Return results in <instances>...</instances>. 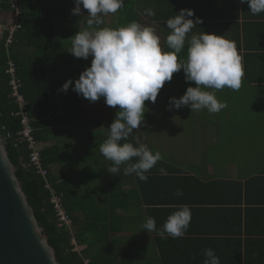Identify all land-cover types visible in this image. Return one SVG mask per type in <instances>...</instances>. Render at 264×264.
I'll use <instances>...</instances> for the list:
<instances>
[{"label": "crops", "instance_id": "crops-1", "mask_svg": "<svg viewBox=\"0 0 264 264\" xmlns=\"http://www.w3.org/2000/svg\"><path fill=\"white\" fill-rule=\"evenodd\" d=\"M44 7H50L47 11L51 16L55 9L64 8L57 11L60 12L57 16L65 21L68 46L71 45V37L87 27L89 16L86 9L81 16L72 13L74 0H40V20L47 18L41 22L50 26ZM181 9H193L191 18L202 21L194 26L189 38L208 32L223 35L235 43L244 73L241 88L233 91L225 87L216 91L217 98L227 105L218 113H209L207 109L192 112L190 106L170 109L171 97L179 98L189 86H196L194 82L185 81L181 69L173 74V79L160 91L155 103L145 102L147 108L143 123L150 127L146 140L151 141L154 150L162 156L185 167L184 174L239 182L243 184L242 193L233 192L230 188L228 191L210 189L211 192H201V188H183V195L178 199L180 202H176L168 190L167 194L149 195L152 202L147 206L142 207L141 202V206L135 207L134 200L121 196L122 190L135 189L132 181L111 196L110 173L107 171L109 161L100 153L99 143L85 138V134L93 130V121L97 120L100 129L105 125L103 121L108 116V106L103 97L92 103L79 95V100L69 108L73 113L68 118L69 122L57 126L69 134L63 141L66 150L62 161L53 166L52 171L61 181L71 182L78 196L92 198L77 215L86 225H107L108 229L100 227L105 231L103 239L105 244L116 241L120 262L204 264L203 252L211 248L219 257L220 264H264V12L253 15L249 6L241 4L240 0H124L117 13L101 17L103 23L99 27L118 28L133 21L153 27L162 48L170 51L165 43L171 31L166 27L167 20ZM147 10L154 11L155 15L149 16ZM13 19L10 11L0 13V28ZM44 32L40 34L41 47L57 48V40L45 44L46 39L51 41L57 37V32H51L52 36ZM186 55L187 43L178 58L186 59ZM49 58L42 57L40 62L59 65L60 59L55 63L53 58ZM91 60V56L87 60L78 58L84 70L90 67ZM74 94L78 95L75 91ZM102 105L106 106L105 110L101 109ZM59 111L63 116L61 108ZM176 114L175 127L166 124L168 122L157 121L161 119L160 115L164 119L170 115L172 120ZM55 142L53 139L40 145L44 150ZM174 153L181 155L183 160L187 158V162L180 161ZM153 189L150 187L149 192ZM125 200L132 203L133 210L123 208ZM181 205H188L192 216L184 237L164 239L157 232L143 231L145 218L154 217L157 229H160L168 216ZM85 240L88 244L81 242L79 236L77 242L82 252L90 248L91 237L88 235Z\"/></svg>", "mask_w": 264, "mask_h": 264}, {"label": "clouds", "instance_id": "clouds-1", "mask_svg": "<svg viewBox=\"0 0 264 264\" xmlns=\"http://www.w3.org/2000/svg\"><path fill=\"white\" fill-rule=\"evenodd\" d=\"M73 15H82L87 10V27L71 37L68 50L75 58L87 60L92 57L87 67L75 80L69 79L60 91L67 92L71 87L78 95L92 103L101 97L107 106L116 108V118L107 128V138L99 145L103 157L112 162L107 171L120 172L121 166L127 175L135 174L141 181H147L146 175L162 159L159 151L153 152L140 143L139 137H133L134 130L140 129L145 118L146 101L155 103L166 82L173 79V74L183 70L186 82H194L183 96L170 98V109L190 106L192 112L207 109L209 113H218L227 105L216 96V91L225 87L238 91L244 75L241 57L234 42L223 35L204 32L188 37L194 26L202 21H195L193 9H181L173 18L167 20L170 34L166 45L170 51L162 48L156 30L138 22H130L118 28L99 27L102 16L117 13L124 0H74ZM247 4L253 15L264 12V0H240ZM149 16L155 12L147 10ZM186 59H179L178 54L185 50ZM133 137V142L129 141ZM160 173L166 175L165 169ZM174 195L182 196V190ZM191 210L188 205L179 206L170 214L162 228L157 229L154 217L145 218L143 231L157 232L161 238H182L191 222ZM204 264H220L219 257L211 248L205 249Z\"/></svg>", "mask_w": 264, "mask_h": 264}, {"label": "trees", "instance_id": "trees-1", "mask_svg": "<svg viewBox=\"0 0 264 264\" xmlns=\"http://www.w3.org/2000/svg\"><path fill=\"white\" fill-rule=\"evenodd\" d=\"M22 9L24 11L21 20L22 29L15 34L13 44L7 47L8 35L6 33L0 37V132L8 141L10 157L13 163L20 168L18 176L29 196L39 224L45 229L44 233L48 236L50 246L57 252L59 263L127 264L124 261L120 262L116 241L113 240L112 244H105L103 239L105 231L101 228L108 229L107 225L103 223L101 225L96 223L86 225L81 216L77 215L80 210L85 208L86 202L91 201L92 198L78 196L74 192L71 182L61 181L52 171V167L58 165L63 159V151L66 150V144L63 141L69 135L66 130L61 131L57 126L58 124L66 125L69 122L68 118L73 115L69 108L74 105L75 100L80 98L79 95L74 94L71 87L67 92H62L60 89L69 79L73 80L74 87L75 80L84 71L79 65L78 58L68 52L71 45L68 46L67 44L69 36L65 31L67 27L64 19L57 16L60 13L57 11H63L64 8L55 9L53 13L56 16L53 14L52 17L48 15L47 11L50 7H44L49 16L50 26L41 22L47 18L40 20V0H23ZM8 11H11V0H0V13ZM54 31L57 32V37L51 41L50 38L46 39L45 44L57 40L58 47L42 48L40 34L44 32V34L49 33L52 36L51 32ZM44 36L46 37V35ZM42 57L53 58L55 63H58V59H60V63L57 66L44 65V62H40ZM10 59L17 68L22 84L21 94L25 97L28 103L27 109L34 119L37 142L45 144L53 139L56 141L53 146L44 148L41 153V163L46 172V178L32 165V152L29 150V144L22 142L23 140L19 135L23 127L21 119L16 114L21 108L16 103L10 87L11 76L7 74ZM60 108L63 116L59 115ZM118 111L119 106L116 108L108 106V116L103 121L105 125L102 123L104 126L100 129L97 120L93 121V130H89L85 134V138L88 141L102 144L107 138V128L116 118ZM141 126L143 130H134L133 137L138 136L140 143L147 145L149 149L156 152L151 141L146 140L150 127L148 128L143 122ZM133 137H129L127 142L135 143ZM109 164L111 167L112 162L109 161ZM124 167L121 166L120 172L114 174L116 176L110 174V194L111 196L116 195L118 189L120 190L126 183L131 184L134 181L135 189L122 190L121 196L130 201L134 200L136 202L135 207L141 206V202L142 207L143 205L147 206L152 202L149 200V195L157 196L158 193L162 194L163 192L167 194L168 190H170L172 198L177 200L176 202H180L178 199L181 196H176L174 193L183 188L188 190L201 188V192L202 190L211 192L210 189L215 188H223L227 191L230 188L237 193L243 191V184L239 182L210 180L203 178V176L186 175L183 173L185 167L181 166L179 162L165 158V156H162L156 166L146 174L148 176L147 181L139 180L135 174H125ZM161 168L166 170V175L160 173ZM47 185L61 199L67 216L72 220L71 225L61 222L57 209L52 203L53 193L47 189ZM150 187L154 189L149 192ZM123 208L131 211L133 205L130 202L126 203L125 200ZM88 235L91 237L90 248L86 252H77L76 246L79 236L81 242L88 244V240L87 242L85 240Z\"/></svg>", "mask_w": 264, "mask_h": 264}, {"label": "water", "instance_id": "water-1", "mask_svg": "<svg viewBox=\"0 0 264 264\" xmlns=\"http://www.w3.org/2000/svg\"><path fill=\"white\" fill-rule=\"evenodd\" d=\"M0 132V264H61L25 192Z\"/></svg>", "mask_w": 264, "mask_h": 264}, {"label": "built area", "instance_id": "built-area-1", "mask_svg": "<svg viewBox=\"0 0 264 264\" xmlns=\"http://www.w3.org/2000/svg\"><path fill=\"white\" fill-rule=\"evenodd\" d=\"M23 7V0H11V13L14 16L12 22L8 23L5 27L2 26L0 28L1 37L6 33L7 37V47L13 44L15 34L22 29L21 20L24 16ZM9 76H11L10 87L14 93V97L16 99V103L20 106V111L16 114L17 117L21 119L22 123V131L20 132V137L22 138V142H28L29 150L32 152V165L39 171V173L46 178V172L43 170L42 163H41V153L42 148L41 145L37 142L35 137V125L34 119L31 117L27 106L28 103L25 97L21 94L22 91V84L19 80L17 68H15L12 59L9 61V70L7 72ZM11 138V135H9ZM47 189H49L53 193L52 203L55 205L58 216L61 222L66 223L67 225L72 224L71 218H69L62 206L61 199L55 195L52 191L51 187L47 185ZM89 264V262H87Z\"/></svg>", "mask_w": 264, "mask_h": 264}, {"label": "rangeland", "instance_id": "rangeland-1", "mask_svg": "<svg viewBox=\"0 0 264 264\" xmlns=\"http://www.w3.org/2000/svg\"><path fill=\"white\" fill-rule=\"evenodd\" d=\"M109 23H110V20H111V16L109 15ZM168 85V82H166L165 83V85H164V87L160 90V91H163L165 88H166V86ZM105 108H106V106H104V105H102V110H105ZM163 115V114H162ZM162 115H160V120H158L157 119V121H160L161 123L162 122H168V123H166V124H170V125H172L173 127H175L177 124V120H178V115L176 114L175 115V118L174 119H170L169 117H170V115H166V118L164 119L163 118V116ZM41 148H42V146H41ZM174 156H176V157H180V161H183V163H186L187 162V160H185V159H187V158H185L184 160L183 159H181V155H176L175 153L173 154ZM76 244V243H75ZM76 251L77 252H79V253H81L83 250L81 249V247H78V246H76Z\"/></svg>", "mask_w": 264, "mask_h": 264}]
</instances>
